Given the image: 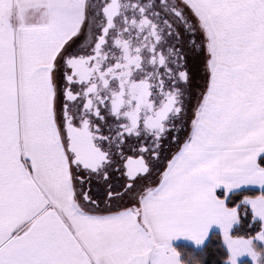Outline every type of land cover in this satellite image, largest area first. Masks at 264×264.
<instances>
[{
  "label": "snow or ice",
  "instance_id": "snow-or-ice-1",
  "mask_svg": "<svg viewBox=\"0 0 264 264\" xmlns=\"http://www.w3.org/2000/svg\"><path fill=\"white\" fill-rule=\"evenodd\" d=\"M0 264H264V0H0Z\"/></svg>",
  "mask_w": 264,
  "mask_h": 264
}]
</instances>
